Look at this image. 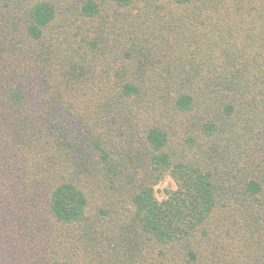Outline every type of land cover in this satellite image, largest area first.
<instances>
[{
  "label": "trees",
  "instance_id": "trees-1",
  "mask_svg": "<svg viewBox=\"0 0 264 264\" xmlns=\"http://www.w3.org/2000/svg\"><path fill=\"white\" fill-rule=\"evenodd\" d=\"M100 16L0 0V264H86L95 196L111 264H264V0H170L155 51Z\"/></svg>",
  "mask_w": 264,
  "mask_h": 264
},
{
  "label": "rangeland",
  "instance_id": "rangeland-1",
  "mask_svg": "<svg viewBox=\"0 0 264 264\" xmlns=\"http://www.w3.org/2000/svg\"><path fill=\"white\" fill-rule=\"evenodd\" d=\"M98 1L101 3V15L106 17V20H111L109 22H113L115 27H120L123 32L136 29V35L147 36L145 51H155L157 46L163 45L161 37L162 33L165 31L166 23L164 24L160 18V22L157 24L159 18L156 16L165 12L167 5L170 4V0H139L131 8L119 7L111 3L109 0ZM155 11H157L158 14H155ZM102 16L98 19L91 20L88 26L90 27V24L92 26L95 25L97 21L102 19ZM81 20L84 19L81 18ZM153 20L156 23H154ZM134 34V31L131 32V35ZM120 142L121 145H125L126 138L122 137ZM173 186V179L166 176L161 179L156 186L157 195L160 198L163 197L165 195L164 188ZM90 200L91 202L87 212V217L82 221V223L73 224L71 227L73 233L72 235L75 238L74 241H76V238L78 239L77 241L79 245H82L86 241L90 240V242H87L84 250L78 247L79 251L82 254L84 253V258L87 257L86 264H111V261L109 260L111 259L110 253H118L119 255H122L121 253H129L130 249L132 251L136 246L135 239L134 243L126 239L129 237H122L121 239H118L119 235L124 236L122 232L125 230L119 228L118 226L115 227L114 223H110V226L109 224L107 225L108 214L106 213L105 215H101L98 211L101 207L106 209V207L103 206L104 203L102 202L101 197L95 196ZM76 233L77 235L75 236ZM95 246L98 247L99 249H97L100 251L98 257H94L93 251H91ZM76 250H69L74 261H77V256L73 255V252Z\"/></svg>",
  "mask_w": 264,
  "mask_h": 264
}]
</instances>
